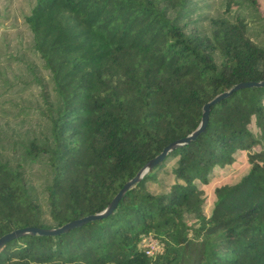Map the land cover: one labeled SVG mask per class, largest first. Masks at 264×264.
I'll list each match as a JSON object with an SVG mask.
<instances>
[{
    "label": "trees",
    "instance_id": "trees-1",
    "mask_svg": "<svg viewBox=\"0 0 264 264\" xmlns=\"http://www.w3.org/2000/svg\"><path fill=\"white\" fill-rule=\"evenodd\" d=\"M198 0H34L24 22L50 77L38 133L0 136V237L56 228L106 208L170 143L192 133L203 107L239 84L264 81V37L249 36L244 4L213 17ZM261 35L264 36V24ZM43 90H45L43 88ZM264 88L210 108L204 130L171 150L105 217L54 235H24L0 264H264ZM244 154L247 171L203 185ZM44 162L43 205L28 170ZM167 177V179H166ZM144 236L162 244L149 256Z\"/></svg>",
    "mask_w": 264,
    "mask_h": 264
},
{
    "label": "rangeland",
    "instance_id": "rangeland-1",
    "mask_svg": "<svg viewBox=\"0 0 264 264\" xmlns=\"http://www.w3.org/2000/svg\"><path fill=\"white\" fill-rule=\"evenodd\" d=\"M222 3L223 0H198L196 5L200 14L196 17L219 15ZM33 5L34 0H0V136L8 139L5 146L9 147L14 140L38 133L45 123L36 113V109H46L40 91L50 93L49 100L52 99L49 74L33 50L32 35L24 22ZM259 5L264 11V0H259ZM240 14L249 20L248 33L252 41L261 45L264 36L260 33L264 22L259 20L247 3ZM44 166V162H35L28 170L31 190L43 205L46 181ZM247 169L246 157L242 154L232 165L219 171L209 184L202 186L206 213L212 207L214 188L237 181ZM143 238L142 248L151 246L152 250L156 249L154 239L150 236Z\"/></svg>",
    "mask_w": 264,
    "mask_h": 264
},
{
    "label": "water",
    "instance_id": "water-1",
    "mask_svg": "<svg viewBox=\"0 0 264 264\" xmlns=\"http://www.w3.org/2000/svg\"><path fill=\"white\" fill-rule=\"evenodd\" d=\"M243 88H264V81L256 82V83L252 82V83L239 84V85L235 86L234 88H232L231 90L218 95L210 103L206 104L203 107L202 118H201V122H200L199 126L189 135H187L183 138H180V139L170 143L169 145H167L165 148H163V150L158 155H156L155 157L150 159L132 179L128 180L122 186V188L112 198V200L109 202V204L106 206V208L104 210H102L101 212L91 214V215H88V216L80 218V219L73 220L71 222H68V223H66L60 227H56V228H47L46 229V228H37V227H27V228H23V229H15V230H13L9 233H6L0 237V249L8 241H10L12 239H16V238L24 236V235H34V234L54 235V234L65 232V231H67V230H69L75 226H79V225H81V224H83L89 220L105 217L107 214H109L116 207L119 200L122 199L125 196V194L136 183H138L147 172H149L159 162H161L171 150H173L177 146L185 145V144L189 143L191 140H194L197 137V135L200 134L204 130V128L207 124V121H208V114H209V110L211 107H213L214 105L219 103L224 98L228 97L231 93H234V92H236L240 89H243Z\"/></svg>",
    "mask_w": 264,
    "mask_h": 264
},
{
    "label": "built area",
    "instance_id": "built-area-1",
    "mask_svg": "<svg viewBox=\"0 0 264 264\" xmlns=\"http://www.w3.org/2000/svg\"><path fill=\"white\" fill-rule=\"evenodd\" d=\"M149 239H151V238H149ZM152 239H153V238H152ZM142 240L145 241L144 238H143ZM154 241H155V245L157 246L155 250H152V249H151V246H150V247L147 246V247H144V248H143V249L145 250V253H146L147 255H149V256L153 255L155 252L162 251V244H160V243H159L158 241H156L155 239H154Z\"/></svg>",
    "mask_w": 264,
    "mask_h": 264
}]
</instances>
